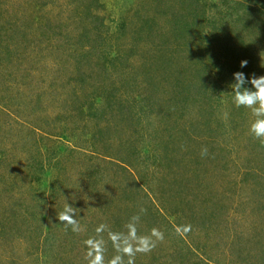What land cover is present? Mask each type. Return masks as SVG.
<instances>
[{
    "label": "rangeland",
    "instance_id": "374dc122",
    "mask_svg": "<svg viewBox=\"0 0 264 264\" xmlns=\"http://www.w3.org/2000/svg\"><path fill=\"white\" fill-rule=\"evenodd\" d=\"M237 71L264 75V0H0V264H264Z\"/></svg>",
    "mask_w": 264,
    "mask_h": 264
},
{
    "label": "clouds",
    "instance_id": "9594fccd",
    "mask_svg": "<svg viewBox=\"0 0 264 264\" xmlns=\"http://www.w3.org/2000/svg\"><path fill=\"white\" fill-rule=\"evenodd\" d=\"M247 66V61L242 60L240 62V67L244 68ZM233 83L229 85L231 93L233 94V103L237 108L244 107L250 109L253 115L256 117L255 121L251 123L249 127V132L254 139L260 140L264 143V75L254 76L249 75L246 77L244 72L237 71L232 74ZM251 85V87H248ZM206 152V149H205ZM65 197V196H64ZM66 201V199H65ZM76 208L70 206L67 202L65 204L64 210L59 214L58 220L62 224L71 225L73 232L80 231V225L76 219ZM143 211V210H142ZM134 220H138V217H134ZM103 225L97 229V231H102ZM152 237H156L158 240H163L164 235L162 232L153 229L149 236L138 238V247L132 248L130 246L124 247L121 251L128 255L133 256L136 251L148 252L155 247V243ZM89 244L92 242L89 241ZM103 256L96 255L90 264H102ZM111 264H124L123 257L118 255L113 258ZM128 264H132V260L129 259Z\"/></svg>",
    "mask_w": 264,
    "mask_h": 264
},
{
    "label": "trees",
    "instance_id": "16d2710c",
    "mask_svg": "<svg viewBox=\"0 0 264 264\" xmlns=\"http://www.w3.org/2000/svg\"><path fill=\"white\" fill-rule=\"evenodd\" d=\"M96 45H94L92 48H91V50H88V52H86L87 54H89L90 55V57L89 56H87L88 58H89V61L88 62H92V63H94V61H93V59L94 60H96L95 59V55L96 54H98L99 52H98V50H100V46H96ZM101 53V52H100ZM176 72V71H175ZM48 133V132H47ZM49 136H55L56 137V135H52V134H48ZM101 155V154H100ZM101 156H104V155H101ZM104 158H108V156H106L105 155V157ZM116 162H120V163H122L123 164V162L122 161H116ZM86 174H88V181H90V182H92L93 184H95L97 181H96V178H95V173L94 172H90V171H86ZM53 193H54V195H57L54 191H53ZM52 193V194H53ZM49 203V199H47L46 201H45V203ZM16 211L14 210V211H12V213L14 214ZM10 214V213H9ZM3 217H5V216H3ZM43 231H44V233H45V235L47 236V238H46V240L47 239H49L50 237L51 238H54V239H56L57 240V238H60L59 240L61 241L62 240V238H63V233H62V229L60 228V225L59 224H52V222H51V220H49V216H46V215H44L43 216ZM45 229H47V231L45 232ZM30 239V238H29ZM34 241V240H33Z\"/></svg>",
    "mask_w": 264,
    "mask_h": 264
}]
</instances>
